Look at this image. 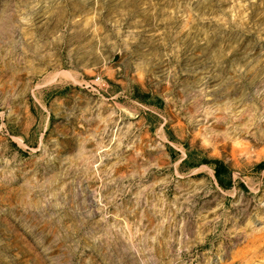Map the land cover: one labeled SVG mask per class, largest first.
<instances>
[{"label":"rangeland","instance_id":"rangeland-1","mask_svg":"<svg viewBox=\"0 0 264 264\" xmlns=\"http://www.w3.org/2000/svg\"><path fill=\"white\" fill-rule=\"evenodd\" d=\"M0 264H264V0H0Z\"/></svg>","mask_w":264,"mask_h":264},{"label":"trees","instance_id":"trees-1","mask_svg":"<svg viewBox=\"0 0 264 264\" xmlns=\"http://www.w3.org/2000/svg\"><path fill=\"white\" fill-rule=\"evenodd\" d=\"M214 165H215L216 176L218 177L220 184H222L221 175L223 174V172H226V168L224 167L223 163L220 161H215Z\"/></svg>","mask_w":264,"mask_h":264}]
</instances>
